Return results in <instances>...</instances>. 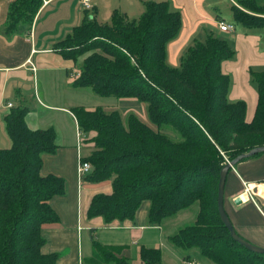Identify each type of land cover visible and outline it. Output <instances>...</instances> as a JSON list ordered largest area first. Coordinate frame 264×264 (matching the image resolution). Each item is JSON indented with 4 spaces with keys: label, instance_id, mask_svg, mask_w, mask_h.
Segmentation results:
<instances>
[{
    "label": "trees",
    "instance_id": "1",
    "mask_svg": "<svg viewBox=\"0 0 264 264\" xmlns=\"http://www.w3.org/2000/svg\"><path fill=\"white\" fill-rule=\"evenodd\" d=\"M43 0H15L9 7L4 33L28 30ZM232 5L233 19L246 28H264V0ZM138 18L114 10L110 23L86 17L59 43L63 54L78 61L73 87L98 96L135 98L144 104L146 121L118 109L106 111L75 106L78 131L93 147L82 159L92 165L83 179L111 181L109 194L92 196L87 217L106 223L132 220L143 200L149 201L147 222L161 225L198 204L195 220L168 236L186 257L195 250L214 264H264V253L234 241L217 210L218 177L229 161L264 146V70L253 71L257 104L251 121L246 105L231 101V77L221 62L233 48L208 34L184 53L178 67L166 61V46L181 27V15L169 1L146 0ZM27 108L4 116L9 148L0 149V264H55L57 253L43 254L44 223L58 222L50 199L65 191L62 177L41 174L43 154L57 149L53 128L31 129ZM248 158V157H247ZM246 159V158H245ZM243 159V160H245ZM82 264H132L124 245H101ZM141 264H162L159 248L141 246Z\"/></svg>",
    "mask_w": 264,
    "mask_h": 264
},
{
    "label": "crops",
    "instance_id": "2",
    "mask_svg": "<svg viewBox=\"0 0 264 264\" xmlns=\"http://www.w3.org/2000/svg\"><path fill=\"white\" fill-rule=\"evenodd\" d=\"M15 0H0V149L9 148L4 116L15 107H26L25 122L31 129L53 128L57 149L43 154L41 174H53L65 181V191L50 199V205L59 217L58 222L44 223L41 235L45 242L43 254L57 253L55 264H82L93 254L94 241L101 245H124V254L132 264H141V246L159 248L162 264L202 258L192 250L189 256L169 241L172 232L161 225H149V201L143 200L132 220H114L106 223L101 216L87 217L93 195L109 194L111 181H79L78 157L89 154L94 132L77 135V120L72 112L73 63L59 47V43L86 17L99 23H110L114 10L129 18H138L146 0H90L84 9L79 0H43L28 30L20 28L14 34L4 33L3 26L10 5ZM166 1V0H155ZM181 15L177 37L166 46V61L178 67L187 49L208 34L225 39L233 48V57L221 62V71L231 77L228 98L245 102V120L251 121L257 104V89L252 81L253 71L264 70V28H246L234 19L232 5L242 0H167ZM218 21L234 24L232 31H221ZM76 74V73H75ZM11 106H8V104ZM143 121V120H142ZM145 121V120H144ZM85 153V154H84ZM261 185L264 186V152L236 163L228 170L224 185V210L235 232L249 243L264 248V204ZM255 190L254 199L245 191ZM239 197L240 203L234 200ZM197 263V262H196Z\"/></svg>",
    "mask_w": 264,
    "mask_h": 264
},
{
    "label": "rangeland",
    "instance_id": "3",
    "mask_svg": "<svg viewBox=\"0 0 264 264\" xmlns=\"http://www.w3.org/2000/svg\"><path fill=\"white\" fill-rule=\"evenodd\" d=\"M236 6L242 11H245L249 14L253 13L245 9L244 7L240 6L239 4H236ZM232 18L233 15L228 20H231ZM72 67H73V73H74L73 77H74L75 73H77L79 69V65L73 63ZM73 105L74 106L79 105L88 109H93L95 107L100 106L103 107L106 111L118 109L121 112L124 119L129 113H133L137 115L141 120L146 121V111L144 104L139 102L135 98L119 99L113 96L103 97V96H98L93 92H89L85 90L81 91L80 89H73ZM254 192L255 190H253V193ZM257 201L260 204L262 203L264 204V199L262 198H258ZM197 211H198V204L194 203L189 208L180 211L176 216L167 219L165 221V231L175 233L180 227L192 223L195 220ZM192 261L193 264H214L213 262L209 261L204 257L196 260L194 259ZM174 264H180V263L175 260Z\"/></svg>",
    "mask_w": 264,
    "mask_h": 264
},
{
    "label": "water",
    "instance_id": "4",
    "mask_svg": "<svg viewBox=\"0 0 264 264\" xmlns=\"http://www.w3.org/2000/svg\"><path fill=\"white\" fill-rule=\"evenodd\" d=\"M262 152H264V146L254 147L250 151H248L247 153L240 154L235 159H233V160H231L229 162H226L225 165L222 167L220 173H219L218 185H217V210H218V214H219V216L221 218V221L223 222L224 226L229 231V234H230L231 238L234 241H236L237 243H239L240 245H242L245 248L249 249L250 251L258 252V253H264V248L263 247H259V246H255V245L249 243L248 241L243 239L241 236H239L235 232V230H234L229 218L227 217V215L225 213L223 202H224L225 177H226V174H227L228 170L231 169L239 161H241V160H243V159H245L247 157L262 153ZM234 202L236 204H239L240 203V198L237 197L234 200Z\"/></svg>",
    "mask_w": 264,
    "mask_h": 264
},
{
    "label": "built area",
    "instance_id": "5",
    "mask_svg": "<svg viewBox=\"0 0 264 264\" xmlns=\"http://www.w3.org/2000/svg\"><path fill=\"white\" fill-rule=\"evenodd\" d=\"M82 7L84 9H89L90 6V0H79ZM218 27L221 31H232L234 29V24L232 23H227L224 21H218ZM8 106H11V104L9 103ZM77 135L80 136V132L77 129ZM226 162H229V160L226 159ZM92 169V165L91 163H89L88 161H85L82 159V156L79 155L78 157V164H77V176L79 181L83 180V177L89 173ZM245 191L249 194L250 199L256 204V201L254 199L253 196V191L252 189L249 190V187L245 186ZM183 264H193V261L190 260H184Z\"/></svg>",
    "mask_w": 264,
    "mask_h": 264
},
{
    "label": "bare ground",
    "instance_id": "6",
    "mask_svg": "<svg viewBox=\"0 0 264 264\" xmlns=\"http://www.w3.org/2000/svg\"><path fill=\"white\" fill-rule=\"evenodd\" d=\"M260 193H261L262 197L264 198V186L263 185H261V191H260Z\"/></svg>",
    "mask_w": 264,
    "mask_h": 264
}]
</instances>
